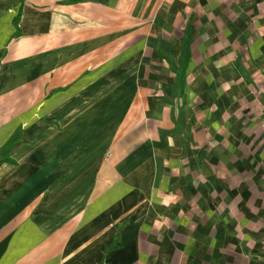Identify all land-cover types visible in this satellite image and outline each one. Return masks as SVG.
Returning a JSON list of instances; mask_svg holds the SVG:
<instances>
[{"label": "crops", "instance_id": "1", "mask_svg": "<svg viewBox=\"0 0 264 264\" xmlns=\"http://www.w3.org/2000/svg\"><path fill=\"white\" fill-rule=\"evenodd\" d=\"M18 132L0 264H264V0H0Z\"/></svg>", "mask_w": 264, "mask_h": 264}, {"label": "trees", "instance_id": "2", "mask_svg": "<svg viewBox=\"0 0 264 264\" xmlns=\"http://www.w3.org/2000/svg\"><path fill=\"white\" fill-rule=\"evenodd\" d=\"M19 19H20V13L14 18V23L15 25L18 27V22H19ZM187 65V58L184 59L183 61V65L181 67V70L178 72L179 74L182 73V71H184L185 67ZM183 75L181 74L180 75V79H183ZM20 135V132L17 133V135L12 138L11 140H9L8 143H6L3 147H2V151H1V155H0V164L3 162V161H6L9 159V157H7L6 153L8 152L9 149H11V147L13 146V144L17 141V138L18 136Z\"/></svg>", "mask_w": 264, "mask_h": 264}]
</instances>
